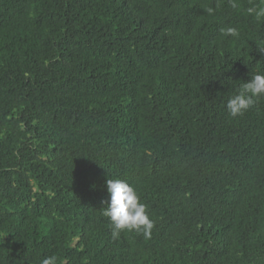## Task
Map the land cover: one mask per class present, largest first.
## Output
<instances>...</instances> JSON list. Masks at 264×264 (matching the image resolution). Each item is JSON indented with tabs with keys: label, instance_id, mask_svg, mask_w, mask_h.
<instances>
[{
	"label": "trees",
	"instance_id": "1",
	"mask_svg": "<svg viewBox=\"0 0 264 264\" xmlns=\"http://www.w3.org/2000/svg\"><path fill=\"white\" fill-rule=\"evenodd\" d=\"M238 2L0 0V264H264V97L226 109L264 20ZM108 178L151 238L112 239Z\"/></svg>",
	"mask_w": 264,
	"mask_h": 264
},
{
	"label": "clouds",
	"instance_id": "2",
	"mask_svg": "<svg viewBox=\"0 0 264 264\" xmlns=\"http://www.w3.org/2000/svg\"><path fill=\"white\" fill-rule=\"evenodd\" d=\"M228 4L232 9L240 7L238 0H228ZM246 11L257 22L264 20V0H259L256 6L249 7ZM206 12L212 14L213 9L209 7ZM220 31L224 36L238 34L237 29L231 26L221 28ZM256 45L258 51L264 54V46L260 43ZM261 97H264V73L250 74V80L243 82L237 92L229 97L226 109L232 117L241 116ZM106 186L109 200L102 211L110 221L112 239H118L123 231H136L146 239L151 238L154 222L148 214L147 206L140 201L136 188L119 178H108ZM41 264H56V257H45Z\"/></svg>",
	"mask_w": 264,
	"mask_h": 264
}]
</instances>
